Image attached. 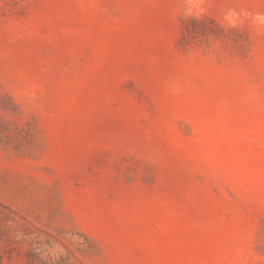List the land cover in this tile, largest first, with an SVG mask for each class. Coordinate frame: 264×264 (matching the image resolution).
<instances>
[{"label":"rangeland","instance_id":"1","mask_svg":"<svg viewBox=\"0 0 264 264\" xmlns=\"http://www.w3.org/2000/svg\"><path fill=\"white\" fill-rule=\"evenodd\" d=\"M0 264H264V0H0Z\"/></svg>","mask_w":264,"mask_h":264}]
</instances>
